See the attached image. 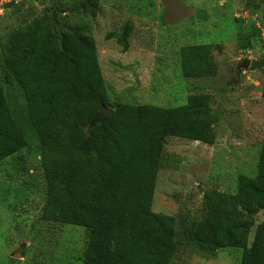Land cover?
Returning <instances> with one entry per match:
<instances>
[{
	"label": "rangeland",
	"instance_id": "1",
	"mask_svg": "<svg viewBox=\"0 0 264 264\" xmlns=\"http://www.w3.org/2000/svg\"><path fill=\"white\" fill-rule=\"evenodd\" d=\"M181 1L194 15L170 25L159 0H98L94 16L72 9L74 0H0V89L26 140L25 149L0 161V264H81L88 240L82 227L40 219L45 177L36 139L21 89L3 81L11 34L42 16L51 21L50 8L60 24L91 36L110 103L170 109L189 95L204 97L212 143L165 139L150 210L168 219L175 246L169 264H238L241 250L202 253L190 234L204 215L203 192L233 193L239 176H255L264 152V0ZM124 29L125 48L116 41ZM193 45L208 47L212 75L182 77L180 49ZM262 221L264 210L253 215L248 242Z\"/></svg>",
	"mask_w": 264,
	"mask_h": 264
},
{
	"label": "trees",
	"instance_id": "2",
	"mask_svg": "<svg viewBox=\"0 0 264 264\" xmlns=\"http://www.w3.org/2000/svg\"><path fill=\"white\" fill-rule=\"evenodd\" d=\"M97 3L74 0L72 9L94 16ZM50 10L51 21L42 16L11 34L3 76L21 89L36 139L45 177L40 219L88 231L81 264H169L175 246L167 217L150 210L154 182L166 138L212 143L204 97L189 95L170 109L110 103L91 36L60 24ZM126 33L116 37L123 48ZM240 47L249 48L250 40ZM179 68L184 78L212 75L208 47H182ZM100 105L111 113L89 128ZM25 147L0 89V161ZM256 169L252 178H237L233 193L203 192L204 215L190 234L197 251L239 249L238 264H264V221L248 242L252 217L264 210V152Z\"/></svg>",
	"mask_w": 264,
	"mask_h": 264
},
{
	"label": "water",
	"instance_id": "3",
	"mask_svg": "<svg viewBox=\"0 0 264 264\" xmlns=\"http://www.w3.org/2000/svg\"><path fill=\"white\" fill-rule=\"evenodd\" d=\"M162 5V20L167 24H175L179 20H185L190 16L194 15V10L192 8H188L184 6L181 0H159ZM247 62H242L239 66H237L236 70L238 71L240 68L245 69ZM111 110L109 108L104 107L103 105L99 106L98 112L92 121L89 124V128L94 127L99 122H101L104 118L110 115Z\"/></svg>",
	"mask_w": 264,
	"mask_h": 264
}]
</instances>
